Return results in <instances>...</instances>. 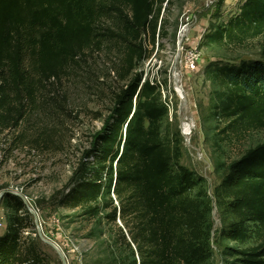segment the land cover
<instances>
[{"label":"trees","instance_id":"trees-1","mask_svg":"<svg viewBox=\"0 0 264 264\" xmlns=\"http://www.w3.org/2000/svg\"><path fill=\"white\" fill-rule=\"evenodd\" d=\"M156 3L0 0V133L16 128L38 105L55 103L48 88L73 73L87 53L115 44L122 51L115 74L123 85L87 157H93L92 164L77 172L62 204L91 216L101 207L111 223L119 220L117 229L132 257L127 264H208L206 207L192 196L197 186L192 173L178 166V146L161 139L167 110L159 86L136 72L156 37L165 34ZM262 35L264 0H245L210 39L241 46ZM213 81L220 86L214 114L226 122L224 131L264 130V61L218 68ZM44 97L50 98L39 102ZM219 188L232 218L225 236L239 246L227 250L235 258L231 264H264V144L233 162ZM8 205L13 216L0 237V264H44L36 246L20 242L23 201L11 196Z\"/></svg>","mask_w":264,"mask_h":264},{"label":"rangeland","instance_id":"rangeland-1","mask_svg":"<svg viewBox=\"0 0 264 264\" xmlns=\"http://www.w3.org/2000/svg\"><path fill=\"white\" fill-rule=\"evenodd\" d=\"M244 1L157 0L165 34L160 32L150 57L136 69L143 72L142 81L148 78L159 86L167 110L161 139L166 145L178 146V166L192 173L197 185L192 196L206 207L208 264H231L235 258L227 250L239 247L225 236L224 229L232 218L219 197V186L233 162L264 144V130L231 134L224 131L226 122L214 114L215 95L220 90L213 81L215 70L264 61V35L241 46H221L210 39L218 26L239 13ZM183 28L187 31L181 36ZM190 52L199 57L194 70L188 64ZM121 58L122 51L115 44H104L101 51L87 53L73 73L48 88L54 91L55 103L45 109L38 105L16 128L0 133V237L13 216L10 197L18 195L25 205L20 212L24 220L20 242L36 246L44 264L62 263L58 254L42 242L40 233L57 246L66 264H127L132 260L117 229L121 224L107 219L108 210L100 207L91 216L62 204L77 172L92 164L93 157H87L110 121L114 93L123 85L115 74ZM176 73L186 112L176 92ZM185 118L195 125L187 138L181 134ZM105 200L102 198L100 205Z\"/></svg>","mask_w":264,"mask_h":264},{"label":"bare ground","instance_id":"bare-ground-1","mask_svg":"<svg viewBox=\"0 0 264 264\" xmlns=\"http://www.w3.org/2000/svg\"><path fill=\"white\" fill-rule=\"evenodd\" d=\"M186 31H187V28H183L182 31H181V36L184 33H186ZM174 79H175V81H178L179 80L177 73L174 75ZM176 92L178 93L179 98L182 100V98L184 97V93H183L182 89L181 88H176ZM183 111L186 112L187 109L186 110H183ZM194 127H195L194 122L191 119L189 120V119H186L185 118L182 121V124H181V134L183 136L189 137L191 135Z\"/></svg>","mask_w":264,"mask_h":264},{"label":"water","instance_id":"water-1","mask_svg":"<svg viewBox=\"0 0 264 264\" xmlns=\"http://www.w3.org/2000/svg\"><path fill=\"white\" fill-rule=\"evenodd\" d=\"M181 38H182V37H181ZM175 87H176V88H180V86L178 85V81H175ZM181 108H182L183 110H186V109H187V107H186V101H185L184 97L182 98ZM184 137L187 138V136H184ZM1 197H2V194H0V199H1ZM17 197H18V195H17ZM39 236H40V239L42 240V242H43L44 244H46L47 246H49L52 250H54V251L58 254L59 259L61 260V263H62V264H66V262H65V258L63 257L62 253H61L60 250L57 248V246L54 245L53 243L49 242V241L44 240V239L42 238V236H41V233L39 234Z\"/></svg>","mask_w":264,"mask_h":264},{"label":"built area","instance_id":"built-area-1","mask_svg":"<svg viewBox=\"0 0 264 264\" xmlns=\"http://www.w3.org/2000/svg\"><path fill=\"white\" fill-rule=\"evenodd\" d=\"M198 55L196 54V52L194 53V52H190V54H189V59H188V64H189V66H190V68H191V70H194V68H195V63L198 61Z\"/></svg>","mask_w":264,"mask_h":264}]
</instances>
